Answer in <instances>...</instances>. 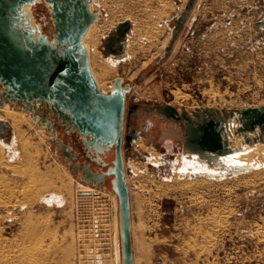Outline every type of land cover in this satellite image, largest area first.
I'll use <instances>...</instances> for the list:
<instances>
[{"label":"rangeland","instance_id":"374dc122","mask_svg":"<svg viewBox=\"0 0 264 264\" xmlns=\"http://www.w3.org/2000/svg\"><path fill=\"white\" fill-rule=\"evenodd\" d=\"M186 1H93V9L103 11L97 25L114 16L92 47L93 69L116 67L107 73L103 89L109 91L122 76L133 84L128 104L171 102L180 111L182 105L192 110L264 104V26L256 24L264 16V0H197L175 48L163 55ZM33 11L35 21L51 34L50 6L38 2ZM126 18L134 22L128 48L137 49V55L128 51L115 60L103 52V38ZM176 92L183 96L177 99ZM154 121L142 132L145 148L136 140L131 149L124 148L135 264H264V140L245 144L238 134L236 145L244 141V151L251 154L241 172H227L229 165L225 171L215 165L217 176L182 172L176 166L187 156L183 123L160 114ZM33 124L27 128L28 148L15 144L13 127L14 147L0 136L13 151L0 146V264L116 263L119 200L111 181L104 193L94 186L91 197L80 194V182L89 183L69 168L47 128ZM239 124L235 119V129ZM40 133L47 137L43 145ZM42 179L53 181L52 187H41ZM56 185L64 187L63 194ZM37 245L39 253L32 249Z\"/></svg>","mask_w":264,"mask_h":264},{"label":"water","instance_id":"95a60500","mask_svg":"<svg viewBox=\"0 0 264 264\" xmlns=\"http://www.w3.org/2000/svg\"><path fill=\"white\" fill-rule=\"evenodd\" d=\"M94 0H0V106L17 104L30 111L37 125L46 127L56 136L58 126L68 133H77L83 141L87 156L107 169L95 171L90 161H77L81 171L77 176L96 187H103L111 177L112 189L119 199V226L122 264H134L131 229V197L126 179L124 148L131 149L133 141L142 132L127 129L128 94L133 84L118 76L113 87L104 90L93 71L90 49L85 38L90 28L102 15L93 9ZM197 0H187L175 18L172 35L163 55L173 48ZM46 2L50 6L54 29L51 34L35 21L33 6ZM264 26V16L256 22ZM134 22L126 18L111 28L103 38L102 50L106 55L124 58L128 54V40ZM201 30H197L200 34ZM144 74H141L143 76ZM137 77V80L141 79ZM158 113L184 125L183 150L196 155L210 165L225 171V158L234 148L229 139L230 118L240 124L236 130L245 136V142L264 140V104L242 108L220 109L197 106L181 111L171 102L153 106ZM11 125L0 118V136L9 135ZM252 135V136H251ZM56 149L72 164L79 151L70 142L52 138ZM126 140V142H125ZM115 150L112 163L105 157ZM230 173L246 170V166L229 164ZM72 170V165L69 166ZM82 191L80 194H88Z\"/></svg>","mask_w":264,"mask_h":264},{"label":"bare ground","instance_id":"6f19581e","mask_svg":"<svg viewBox=\"0 0 264 264\" xmlns=\"http://www.w3.org/2000/svg\"><path fill=\"white\" fill-rule=\"evenodd\" d=\"M187 2V1H186ZM183 5H184V3H182V7H183ZM185 6V5H184ZM159 10H160V12L162 13L163 11H165V7H164V5L162 6H160V8H159ZM113 13V12H112ZM111 16V15H110ZM114 17V16H113ZM113 17H111V18H107L105 21H104V23L102 24V25H97V22L95 23V24H93V26L90 28V30H89V32L87 33V36H86V38H85V43H86V45L89 47V49H90V56H91V63H93V48L92 47H94L95 46V44L98 42V40H99V38H100V35L103 33V31L105 30V28L108 26V24L113 20L112 18ZM193 25V24H192ZM132 36V35H131ZM131 39V38H130ZM132 40V39H131ZM167 40V39H166ZM130 41V40H129ZM136 41V40H135ZM166 42V41H165ZM137 43V42H136ZM135 43V44H136ZM176 44V43H175ZM175 44H174V48H175ZM132 45V44H131ZM130 46V45H129ZM136 46H138V45H136ZM136 46H134V47H136ZM137 48V47H136ZM127 51H129L130 52V54H131V56H136L137 55V49H135V48H132L131 49V47L130 48H128V50ZM128 55V54H127ZM126 55V56H127ZM125 56V57H126ZM112 58H114V57H112ZM115 60H118V59H116V57L114 58ZM121 59V58H120ZM93 66V65H92ZM114 69H116V67L115 66H112V65H107V66H104L101 70H95V69H93V71H94V73H95V76H96V78H97V80H98V82H99V84H100V86L102 87V88H105V86H106V83H105V79H106V77H107V73L109 74L110 73V71L111 70H114ZM117 77V76H116ZM181 96H183V95H181L179 92H176V98L177 99H180L181 98ZM0 118H3V119H6V120H9V123H10V125H11V127H13V130H14V141H15V144H17V145H19V143H20V145L23 147V148H28V145L29 144H32L31 142H30V140H29V136L27 135V128H34L35 127V125L33 124V123H35V124H37L36 122H33L32 120H31V117H30V111H25V110H23V109H20V108H18V107H16V106H14V105H11V104H7L6 106H0ZM31 121L33 122V123H31ZM230 130L228 131V133H229V139H230V141H231V146L234 148V152L232 153V155L231 156H229V157H227V158H225V160H226V163H227V165H229V164H235L236 166H246V164L248 163V160L250 159V157H251V154L249 153V151L247 152V151H244V141H243V143H241V145L238 147L237 145H236V143H239V136H238V134L236 133V130L237 129H235V118H230ZM40 126V125H39ZM42 127V126H41ZM44 128H46V127H44ZM48 130V129H47ZM35 131L36 132H38L37 131V129H35ZM27 135V136H26ZM48 136V135H47ZM241 136H244V135H241ZM39 137H40V142H39V144L40 145H43V144H45L46 142H47V137L44 135V134H39ZM245 137V136H244ZM136 140V143H138L139 145H141L142 147H144L145 148V144H144V141H143V139H142V135L140 136V139H135ZM134 140V141H135ZM12 142V145H8V147H11V146H13V137H12V139H11V141H10V143ZM247 142H245V144H246ZM264 144V143H263ZM0 146H1V149L3 150V149H5L4 151H9V153L11 154V155H13V151H11V150H9L8 148H7V144H5V143H2V142H0ZM14 147V146H13ZM38 147V146H37ZM22 148V149H23ZM15 149V148H14ZM24 151H25V149H23ZM22 150V151H23ZM144 150V149H143ZM260 150V149H259ZM258 150V151H259ZM254 151V150H253ZM252 151V152H253ZM257 151V152H258ZM250 152H251V150H250ZM15 151H14V155H15ZM152 153V152H151ZM154 153V152H153ZM263 153H264V151H263ZM252 154H254V153H252ZM256 154V153H255ZM183 159H179L178 160V165L176 166V167H178V170H180V171H189V172H196V173H206V174H208V175H211V176H213V175H215V176H217L216 174L218 173V169L217 168H215V166H212V165H208L204 160H201V159H199L196 155H194V156H191V155H187L186 157L184 156V157H182ZM124 162H125V160H124ZM12 163V162H11ZM13 164V163H12ZM16 163H14V165H15ZM8 165V164H7ZM16 166V165H15ZM229 167H230V165H229ZM13 168V167H12ZM228 167L226 166V168L225 169H227ZM16 169V168H15ZM136 170V169H135ZM135 170H134V172H135ZM137 171V174H138V170H136ZM66 173H68V172H66ZM70 174V173H69ZM136 174V175H137ZM68 175V174H67ZM37 176V175H36ZM31 177V176H30ZM38 177V176H37ZM70 177V176H69ZM32 178V177H31ZM36 177L34 176V179H35ZM33 179V178H32ZM44 179V178H43ZM43 179H42V183L40 184V186L42 187V185H44L43 187H45L46 189L47 188H50V187H52V183H53V181H49V180H46V181H43ZM52 179V178H51ZM70 179V178H69ZM126 179H127V183H128V175H127V173H126ZM39 180V179H38ZM59 180H61L60 178H59ZM72 180V179H71ZM71 180H70V182H71ZM34 181V180H33ZM33 181H31V182H33ZM35 181H36V179H35ZM36 182H38V181H36ZM35 182V183H36ZM34 183V182H33ZM32 183V184H33ZM34 183V184H35ZM40 183V182H39ZM63 183V182H62ZM67 183V182H66ZM65 183V184H66ZM64 184V183H63ZM62 184V185H63ZM65 184H64V187H65ZM69 184H71V183H69ZM68 184V186H71V185H69ZM39 185V184H38ZM38 185L36 184V187H38ZM54 185V184H53ZM59 185H60V182H59ZM59 185H56L57 187H59ZM80 185L82 186V191H89V193L88 194H84V196H92V195H94V192H95V187L93 186V185H90V184H84V183H81L80 182ZM32 186V185H31ZM39 186V187H40ZM55 186V185H54ZM38 187V188H39ZM40 187V188H41ZM64 187L63 186H60L58 189H60L61 190V192H59L60 194L62 193V191H64ZM128 187H129V185H128ZM31 189H34V186H33V188L32 187H30ZM66 188H69V187H66ZM65 188V189H66ZM81 188V187H80ZM99 188H101L102 190L100 191V192H102V193H104L105 191H104V188H105V185L103 186V187H99ZM73 189V188H72ZM71 189V190H72ZM36 190V189H35ZM41 190H42V188H41ZM59 190V191H60ZM67 190V189H66ZM69 191H70V188L68 189ZM31 191V190H30ZM30 191H29V194H31L30 193ZM38 191H40L39 189H38ZM81 191V192H82ZM130 191V190H129ZM36 192V191H35ZM42 192H43V190H42ZM66 192V191H65ZM72 193V192H71ZM70 193V194H71ZM63 194V193H62ZM69 194V195H70ZM112 194H113V197L114 198H116V200L118 201L119 199H118V195H117V193L115 192V191H112ZM111 194V195H112ZM68 195V196H69ZM35 196V195H34ZM99 196V195H98ZM37 197H38V195H37ZM35 198V197H34ZM66 198V197H65ZM119 205V204H118ZM118 217V219H117V222H118V226L117 227H119V235H117V239L115 240L116 241V243H114V245L115 246H113L114 247V251H113V253H115L114 255L116 256V260L118 261H116L114 258H115V256H114V258H113V260H115L116 261V263H119V264H122V248H121V237H120V226H119V216H117ZM115 224V223H114ZM132 227H133V222H132V220H131V229H132ZM31 235H35V232L34 231H32V233H31ZM114 235H115V233H114ZM115 239V238H114ZM1 244H3V243H1ZM1 246H3V245H1ZM33 251H35V252H37V253H39V252H41L42 251V248L39 246V245H37V246H33ZM134 251V250H133ZM67 253H68V251H66ZM66 253V254H67ZM113 262V261H112ZM135 262H136V259H135V254H134V264H135ZM116 263H114V264H116ZM111 264V263H110ZM113 264V263H112Z\"/></svg>","mask_w":264,"mask_h":264},{"label":"flooded vegetation","instance_id":"af4514ba","mask_svg":"<svg viewBox=\"0 0 264 264\" xmlns=\"http://www.w3.org/2000/svg\"><path fill=\"white\" fill-rule=\"evenodd\" d=\"M155 105H157V104L151 105V104H145V103H140V102L128 104L127 130H129L132 127L138 128L141 132L150 129L151 126H153V124L155 122L154 116L159 115L157 109L155 107H153ZM58 128L61 132V135L56 136L55 134L51 133V140H52V138L63 139L66 142H70L73 145V147H74V149L72 151L73 155H74L75 150H78L80 152L78 157L74 158L72 160V164H71L70 160H68L67 157L65 155H63L65 157V161L68 163V165L69 166L72 165V170H74L76 173L81 171V167H79L77 165V161H81L82 164L85 161H90L91 166L95 171L98 170L99 172H101V171L107 169V167H108L107 165L106 166L100 165L97 162L92 161L87 156L83 141L81 140L80 136L77 133H68L67 130L65 129V127L60 126V125L58 126ZM74 134H76V137H77L76 140L74 139ZM76 142H79L80 145H78ZM111 155L115 156V150L114 149L112 151H110L107 154V156L105 157V159L108 162H110L109 158ZM111 177L112 176H108L107 182L111 181Z\"/></svg>","mask_w":264,"mask_h":264}]
</instances>
